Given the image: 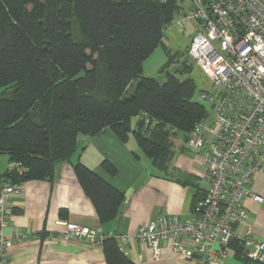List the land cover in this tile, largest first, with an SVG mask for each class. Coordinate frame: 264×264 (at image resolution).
Instances as JSON below:
<instances>
[{"label":"trees","instance_id":"obj_1","mask_svg":"<svg viewBox=\"0 0 264 264\" xmlns=\"http://www.w3.org/2000/svg\"><path fill=\"white\" fill-rule=\"evenodd\" d=\"M182 13L177 0H0V154L22 167H7L0 178L51 180L75 152L79 134L104 130L122 142L133 133L152 166L164 170L173 154L171 136L186 138L207 115L193 99L195 81L165 70L172 56L164 31ZM158 46L168 58L163 82L142 75ZM136 77L133 92L123 97ZM142 111L156 120L144 132L140 121L131 126ZM103 167L115 172L109 162ZM73 169L100 224L114 219L124 194L79 163ZM231 246L237 259L264 264L248 260L241 242ZM101 247L106 264H137L113 235L103 236Z\"/></svg>","mask_w":264,"mask_h":264},{"label":"built area","instance_id":"obj_2","mask_svg":"<svg viewBox=\"0 0 264 264\" xmlns=\"http://www.w3.org/2000/svg\"><path fill=\"white\" fill-rule=\"evenodd\" d=\"M183 13L173 21L183 31L193 24L195 34L188 55L203 72L209 85L200 90L199 102L207 115L187 133L185 149L205 147L204 184L188 219L162 215L139 226L136 238L144 242L154 259L169 251L205 263L226 264L228 248L237 239L235 226L244 223L246 196L257 203L264 197L251 191L257 174L264 172V0H177ZM142 132L156 120L139 113ZM8 168L22 171L18 162ZM20 185L0 178V264H11L8 249L21 239L13 225L11 236L4 229L11 217L10 197ZM67 239H82L101 246L94 229L63 222ZM244 256L264 263V240L251 236L247 227ZM163 243L164 245H161Z\"/></svg>","mask_w":264,"mask_h":264},{"label":"crops","instance_id":"obj_3","mask_svg":"<svg viewBox=\"0 0 264 264\" xmlns=\"http://www.w3.org/2000/svg\"><path fill=\"white\" fill-rule=\"evenodd\" d=\"M138 124L139 114L131 119L133 129ZM185 140L181 133L171 136L172 157L166 168L159 171L141 151L133 133L126 142L110 130L96 136L79 134L75 152L69 160L56 166L51 180L23 181L19 184L20 190L11 195V217L4 233L10 237L11 227L15 225L22 236L8 249L10 263L106 264L100 245L65 237L63 222L67 221L94 229L99 239L105 235L119 238L124 253L137 264H207L201 259L173 253L166 246L161 257L154 259L146 244L135 236L139 226L162 215L190 217L196 192L204 185L205 147L189 152L185 149ZM0 155H3L0 156L2 175L7 169L8 157ZM104 162L112 164L115 172H108ZM75 163L124 194L119 212L111 221L100 224L92 201L77 180ZM250 190L264 197V172L256 175ZM243 207L247 217L244 223L235 226V231L245 253L243 239L247 227L253 238L264 240V200L257 203L246 196ZM226 264L249 263L237 259L230 245Z\"/></svg>","mask_w":264,"mask_h":264},{"label":"rangeland","instance_id":"obj_4","mask_svg":"<svg viewBox=\"0 0 264 264\" xmlns=\"http://www.w3.org/2000/svg\"><path fill=\"white\" fill-rule=\"evenodd\" d=\"M192 26L193 24L186 23L184 30L180 31L175 26L174 21H172L164 31L163 41L170 55L172 56V60L165 67V70L169 73L174 74L180 79L191 77L196 83V90L193 99L199 101V91L208 90L209 85L206 76L195 65L187 52L191 38L195 34V30L192 28ZM167 59V55L165 54L163 48L161 46H158L143 62L142 75L155 78L158 82H163L165 80L166 71H161V68L164 67ZM184 66L187 67V71H183ZM137 79L138 77L133 79L126 87L123 93V97L129 96L133 92L134 84ZM200 103L204 104L202 102ZM6 167H8V162Z\"/></svg>","mask_w":264,"mask_h":264}]
</instances>
